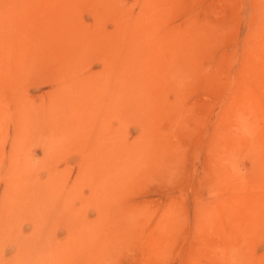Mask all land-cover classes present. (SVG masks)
I'll use <instances>...</instances> for the list:
<instances>
[{
    "label": "rangeland",
    "instance_id": "obj_1",
    "mask_svg": "<svg viewBox=\"0 0 264 264\" xmlns=\"http://www.w3.org/2000/svg\"><path fill=\"white\" fill-rule=\"evenodd\" d=\"M0 264H264V0H0Z\"/></svg>",
    "mask_w": 264,
    "mask_h": 264
}]
</instances>
